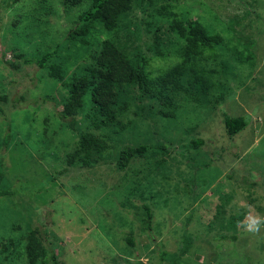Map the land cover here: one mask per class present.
<instances>
[{"label":"rangeland","instance_id":"obj_1","mask_svg":"<svg viewBox=\"0 0 264 264\" xmlns=\"http://www.w3.org/2000/svg\"><path fill=\"white\" fill-rule=\"evenodd\" d=\"M59 1L0 0V94L17 82L15 96L25 97L14 108L13 95L7 104L0 103L1 136L11 135L8 149L0 148V161L12 191L11 197L0 198V264H28L31 230L61 264H264V228L256 235L245 230L252 217L264 216V0H135L116 35L123 49L137 53L140 42L150 47L154 39L143 32L139 40L135 29L152 18L164 24L158 11L173 10L221 34L222 56L233 61L222 78L226 95L230 83L235 88L211 119L188 104L180 106L177 120L153 121L159 129L155 135L145 141L144 135L136 137L159 152L133 159L124 170L115 163L121 144L145 130L132 115L136 103L126 118L117 115L113 124L97 129L87 117L95 105L86 102L69 115V126L59 118L65 93L61 83L16 58L57 44V55H68L72 47L63 41L65 31L73 25V14L88 7L75 6L64 16ZM237 58L255 59V65L235 66ZM177 60L173 51L167 59L150 61L149 71L157 76ZM3 61L18 64L19 71ZM73 62L69 71L82 69L81 59ZM118 96L123 101L116 108L127 99ZM144 102L154 106L147 98ZM225 112L247 120L246 128L231 138L222 123ZM86 133L102 140L105 150L93 153V167H80L81 162L67 167L66 156ZM196 138L205 142L194 149L188 142ZM172 145L180 148L177 153ZM144 204L153 215L149 229L141 222ZM231 220L236 223L230 225Z\"/></svg>","mask_w":264,"mask_h":264},{"label":"trees","instance_id":"obj_2","mask_svg":"<svg viewBox=\"0 0 264 264\" xmlns=\"http://www.w3.org/2000/svg\"><path fill=\"white\" fill-rule=\"evenodd\" d=\"M83 4L88 8L81 13L78 11L74 13L73 25L65 31L63 41H68L72 47L67 51L69 53L65 58L57 55L60 44L43 52H33L32 56L24 57L25 55L18 54L15 57L22 58L23 66L36 65L40 71H46L47 77L61 83L65 93L60 103L62 109L59 110V118L69 126L73 127V121L67 119L69 115L77 108L83 109L86 102L95 105L93 110L88 112L87 117L91 120V125L97 129L113 124L117 115L123 114L122 117L126 118L133 112L131 108L132 105L135 107L136 103V111L132 115H137V124L145 130L141 134L134 129L136 134L133 135L131 143L121 144L122 147L115 160L117 169L124 170L133 159H149L159 152L160 148L148 144V140L143 142L159 130L152 123L153 121L177 120L180 106L184 107L188 104L194 105L195 110H198L205 120L211 119L220 105L224 104L225 97L233 92L232 89L235 87L230 83V91L226 95L229 90L228 85L222 80L223 74H227L233 61L223 58L220 46L224 40L213 28L204 27L187 18L182 19L173 10L168 13L158 11V14L165 19L164 24L160 25L152 18L149 21H142L135 29L139 35L136 38L141 40L142 35L147 34L154 39L153 44L149 47L140 42L137 53L127 52L123 49L124 45L121 46L116 40V35L124 29L121 26V17L134 10L135 0H60L59 11L67 16L75 6L79 7ZM169 6L173 9L172 4L169 3ZM165 25L168 29H164L162 38L158 39L157 33ZM102 36L104 38L100 40ZM217 46L219 51H215ZM173 51L178 58L174 66L157 76H152L149 62L155 59H167L171 57ZM79 59L82 62L79 65L82 69L77 72L69 71L71 65L69 62L74 60L73 63H77ZM3 62L9 69L19 71L18 64ZM234 63L235 66L238 63H249L253 67L255 59L253 62L252 58L247 60L237 58ZM65 76L67 77L64 79ZM17 84V82L11 83L9 92L0 94V103L7 104L12 95L14 96L12 108L17 106L16 103L25 102L24 96L16 97L14 94L13 89ZM215 92L217 94L214 95ZM119 93L127 99L122 102V106L116 108V103L123 101V98L118 96ZM214 97L217 98L213 99ZM146 98L151 103L154 102L153 107L150 103L145 107L143 99ZM46 100V98L41 99L42 104L47 102ZM34 101L37 103V99ZM151 110H153L152 115ZM221 115L229 138L247 126V120L242 116L232 117L226 112ZM148 120L151 121L149 125ZM137 135L139 137L144 135L145 138L141 141L136 137ZM8 141L11 142V135L6 133L1 136L0 133L2 150L8 149ZM204 142L203 139L196 138L188 142V145L191 144L197 149ZM177 145H172L170 148L175 153L180 149ZM105 148L102 140L86 133L81 136L73 153L66 156L67 167L79 162H81L80 167H93L95 164L91 161L93 153H100ZM170 149L166 155L170 154ZM63 172H66V169ZM4 175L5 168L1 159L0 198L12 196ZM143 197L139 195L140 200H143ZM142 209L144 216L141 222L149 229L153 218L151 209L145 204ZM235 223V220H231L229 224ZM14 227L12 226V229ZM126 239L130 241L128 237ZM232 239L235 237L233 236ZM25 250L28 264H36L38 260L41 264H61L54 250L43 245L35 230H31L27 235Z\"/></svg>","mask_w":264,"mask_h":264},{"label":"clouds","instance_id":"obj_3","mask_svg":"<svg viewBox=\"0 0 264 264\" xmlns=\"http://www.w3.org/2000/svg\"><path fill=\"white\" fill-rule=\"evenodd\" d=\"M262 228H264V216L259 214L252 217L251 220L245 225V230L252 235L260 233Z\"/></svg>","mask_w":264,"mask_h":264}]
</instances>
